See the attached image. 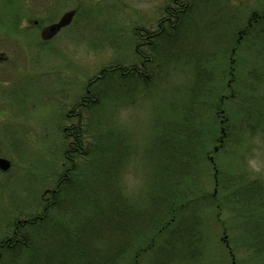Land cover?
Masks as SVG:
<instances>
[{
    "label": "rangeland",
    "instance_id": "obj_1",
    "mask_svg": "<svg viewBox=\"0 0 264 264\" xmlns=\"http://www.w3.org/2000/svg\"><path fill=\"white\" fill-rule=\"evenodd\" d=\"M181 1L190 4L189 21L183 22L181 37L159 43L154 39L158 33L150 40L145 37L156 32L158 24L166 25L160 21L169 16L164 12L166 5L171 6L170 12L179 8L172 5L173 0H0V157L11 163L7 173H0V239L10 237L16 222L39 214L43 198L49 195L45 191L53 190L58 180L62 130L78 124V120L91 142L96 134L109 131L118 132L124 139L128 150L120 164V180L125 196L143 208L141 232L155 227V220L163 218L169 206L168 194L153 190L159 184L153 176L158 178L155 171L165 154L162 152L166 149L164 156H173V149L167 148L175 146L176 140H189L186 146L182 143L181 150L194 151L196 145L197 151L200 146L206 147L203 142L211 120L216 119L214 138L220 134V119L225 118L224 112L220 113V92L229 93L219 73L225 62L220 57L226 41L240 43L235 71L242 79L237 87L243 103L261 104L264 65L253 51H258L259 46L252 45L258 39L255 29L248 37H242L241 29L253 21L256 13L260 15L264 0ZM70 9L75 10L70 23L43 43L41 28L56 22ZM14 14L18 18L15 27L9 23ZM33 21L38 24L34 26ZM258 24L264 28V22ZM152 40L163 53L160 60L148 57ZM141 52L148 57L140 74L145 78L138 76L141 82L137 78L104 77L110 71L116 74L117 66L127 69L131 63L138 65ZM175 56L178 62L174 64L171 60ZM196 60L202 66L199 68L210 66L218 73L210 96L203 87L196 88L200 82L203 84L201 78L194 79ZM253 72L263 73L259 86L249 81ZM128 82H133L130 89ZM195 89L199 90L191 98L190 92ZM96 90L107 97L89 107L78 106L83 95L88 94V101L92 100L91 93ZM186 105L196 107L198 117H184ZM236 107L233 101H227L226 117L232 128L220 141V151L209 153L212 168L196 163L181 172L185 178L179 185L182 201L187 204L177 220L197 226L201 235L199 264H264L259 249V241L264 238V206L249 203L252 179L259 177L264 185V132L239 131L243 119L240 112H235ZM182 120L186 125H174V121ZM162 130L167 136L174 134L176 140L156 144ZM194 136L197 140L193 146ZM218 145L212 142L207 146L210 151ZM95 155L90 152V162ZM215 172L219 173L217 177H213ZM168 184L163 187L169 193L178 191L173 187L170 190ZM258 202L263 203L262 199ZM68 203L66 209H70ZM43 230L41 227L34 231L35 240ZM149 256L143 253L137 264H149ZM40 261L30 264H42ZM0 264L15 263L4 260Z\"/></svg>",
    "mask_w": 264,
    "mask_h": 264
},
{
    "label": "trees",
    "instance_id": "obj_2",
    "mask_svg": "<svg viewBox=\"0 0 264 264\" xmlns=\"http://www.w3.org/2000/svg\"><path fill=\"white\" fill-rule=\"evenodd\" d=\"M173 4L179 6V8H174L173 12H170L172 10L171 6L169 4L166 5L164 12L169 16H164L160 21L161 23H167L165 26L160 24L156 38H154L155 34H153V38L157 39L159 43L160 40L169 37H173L174 39L180 38L182 26L185 27V25H182L183 22L187 23L185 20L189 21L188 7L190 4L185 5L181 0H175ZM262 9L260 15L256 13L253 21L241 29V35L242 37H248L250 32L255 29L254 35L257 36L255 37L258 40L252 45H258L259 47L258 51L257 49H253V51L260 55L259 61L264 65V28L261 24H258L264 22V8ZM5 19L8 20L7 18ZM17 19L16 14H14L9 19V23L15 27ZM253 23L256 24L253 25ZM147 37L149 40L152 39L151 34L147 35ZM218 43V47H220V39ZM156 44L158 43L155 40L150 42L148 57L151 59L156 56L160 60L162 51L161 49L160 51L157 50ZM238 44L240 45L238 41H233L232 43L226 41L221 51L222 57H220V61L223 60L225 62L220 66V81H224L223 85L229 89V93L225 95L220 92V113L224 112L223 117H225L224 119H220V134L214 138L215 119L208 123L206 131L208 136L203 142L206 147L200 146L199 151H197V145L194 151L192 149L191 151L179 149L183 146V142H185L186 146L189 140H176L174 134L171 135L169 133L170 136H167V132L163 130V135L160 134L155 140L156 144L160 145L166 144V142L172 144L176 140L175 146L172 144L167 148L173 149L170 150V155L175 153L173 156H164L166 149L160 148L161 152L164 150L162 155L164 152L165 154L161 162L159 161L157 170L155 171V173L159 174L158 178L153 176V179H158L157 183L160 184H156L154 188L152 186L153 190H158L157 192L160 195L168 194V202H166L169 205L166 215L158 219V221L155 220V227L141 232L142 228H144V224L141 221L143 218V208L139 202L134 199L128 200L125 196L126 194L120 180V164L124 159L125 149L126 151L128 150V145L124 139L118 135V132L115 134L109 131L107 133L96 134L94 141L91 142L85 136L82 124L78 120V124L70 125L62 130V163L54 192L42 201V207L38 215H33L29 219H22L16 222L10 237L4 236L0 239V261L10 260L14 261L15 264H20L21 262L30 264L38 259V261L41 260L42 264H137L140 255L148 253L150 255L149 264H199L201 256L199 238L201 235H198L197 226L187 222L186 224H182L183 222L180 223L179 219L177 220L181 212H183L182 207L187 204L182 201L184 200V195L182 186L179 184L185 177L182 176L181 172H187V167L193 166L196 163H200L206 169L210 165L211 168L214 165L209 153L216 152L217 150L220 151L222 146L220 141L224 140L228 130L232 128V126L228 125L226 117L227 101H233V103L238 105L235 108V112H240L243 119L239 122V131H246L247 134H253L257 131L264 132V93L259 100L261 104H244L237 87L238 82L242 81V79L238 78L235 71L237 61L235 54L238 50ZM159 46L161 47L160 44ZM163 48L166 50L165 47ZM154 50L156 54H154ZM165 55L168 57V54ZM144 57L145 55L140 60H143L144 64H146ZM210 58H207V60H210ZM171 62L177 63V56ZM135 65L137 64L131 63L128 65L125 75L120 73V67L117 66L115 67L116 74L110 71V73H104V77L108 79L114 75L118 79L127 77L128 79L133 78V80L138 79V76L144 77V74L138 75L135 73L133 70V67H137ZM199 67L202 66L196 60L194 79L201 78V81H203V84L200 82L196 88L203 87L206 96H208L207 92H210V96L215 86L212 84L213 81H218V73L211 71L212 68L210 66ZM261 75H263L262 72L258 75L255 73L253 75L254 78L250 75L252 79H249V81L254 86L256 84L259 86L260 82L263 83L262 77L264 75ZM138 81L141 82L140 79ZM131 84L133 82L130 84L128 82L127 88H131L133 86ZM198 90L195 89L190 92V97L196 96V91ZM91 94H93L91 96L92 100L89 99L87 104L85 103L83 106H92L101 97H107V94L101 96L97 90ZM112 96L116 98L114 93H112ZM78 106L83 107L79 104ZM184 108H186L184 117L186 115L190 118L197 116L196 107L186 105ZM206 108L204 106V110ZM179 109L180 107L177 108V111ZM176 124L181 126L186 125L185 120H182V123L174 121V125ZM203 125L205 126V124ZM196 138L197 136H194L191 139L193 146ZM212 142H218L219 145L216 147L217 149L213 148V150L209 151L208 146ZM201 144L199 143L198 145ZM91 151H94L96 154L92 162L89 161ZM216 174L219 173L215 172L213 177ZM252 180L254 182L249 188V203L256 206L261 204L264 206V185L259 177H255ZM166 183H169L166 186L170 190L173 187L178 191L169 193L170 191L163 187ZM154 192L156 193V191ZM261 199L263 203L258 202ZM67 202L70 204V209H66L65 207ZM63 215H65L64 218H62ZM41 227L45 228V230L39 235V240L37 241L34 239V231ZM145 227H147L146 224ZM167 228L170 230L169 232ZM187 229L189 234L186 231ZM166 231L168 233H165ZM259 244L261 245H259V249L262 250L260 253L264 255V238L260 239ZM23 255H25L24 258L22 257Z\"/></svg>",
    "mask_w": 264,
    "mask_h": 264
},
{
    "label": "flooded vegetation",
    "instance_id": "obj_3",
    "mask_svg": "<svg viewBox=\"0 0 264 264\" xmlns=\"http://www.w3.org/2000/svg\"><path fill=\"white\" fill-rule=\"evenodd\" d=\"M173 1H175V0H173ZM70 10H74V9H70ZM74 14H75V10H74ZM168 20H169V18H167ZM38 24V22L37 21H33V25L34 26H36ZM52 24V23H51ZM50 24H48V25H46V26H44V27H42L41 28V30H40V37H41V41L43 42V43H46V42H48L49 40H51L53 37H55L57 34H58V32L61 30V29H63L64 27H66V26H64V27H62V28H60L59 30H57L52 36H50V37H48L47 35L49 34V31H48V26H49ZM159 25L160 24H158L157 25V28H159ZM159 30V29H158ZM158 30L156 31V32H153L151 35H153V34H156V33H158ZM147 35H149V34H147ZM147 35H146V39H148V37H147ZM48 47V46H47ZM49 48V47H48ZM140 55L142 56V58H143V56H144V54L142 55V52L140 53ZM145 60H147L146 59V57L144 58ZM144 61L143 60H140V62L138 63V65H135V66H137V67H133V70L135 71V73H137L138 75H140V74H142V69H145L146 67H144ZM154 67V66H153ZM153 69H155V68H153ZM120 73H122L123 75H125L126 74V72H127V69H126V67L123 69L122 67H120ZM156 70V69H155ZM101 71V70H100ZM98 77V76H97ZM93 81V80H92ZM91 81V82H92ZM91 82H89V84L91 83ZM89 92V90L87 89V93ZM88 97H89V95L88 94H85V95H83L82 97H81V100H80V102H79V104L81 105V106H83V105H85V103L84 102H87L88 101ZM8 160V159H7ZM10 162V161H9ZM11 168V163H10V166H9V168L6 170V171H1L0 170V173H2V174H4V173H7L8 171H9V169ZM52 192H54V189L53 190H50V191H48V190H46L45 191V194H47V193H49V194H51ZM47 197H45V198H43V200L44 199H46ZM8 239V238H7Z\"/></svg>",
    "mask_w": 264,
    "mask_h": 264
},
{
    "label": "water",
    "instance_id": "obj_4",
    "mask_svg": "<svg viewBox=\"0 0 264 264\" xmlns=\"http://www.w3.org/2000/svg\"><path fill=\"white\" fill-rule=\"evenodd\" d=\"M74 16V10L64 12L61 17L54 23L48 26L49 34L48 37L52 36L57 30L68 25ZM10 166L9 160L0 157V170L6 171Z\"/></svg>",
    "mask_w": 264,
    "mask_h": 264
}]
</instances>
